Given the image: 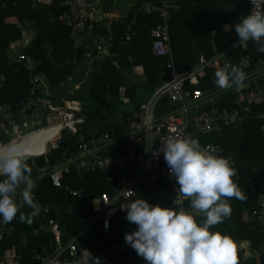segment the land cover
Listing matches in <instances>:
<instances>
[{"label":"trees","instance_id":"trees-1","mask_svg":"<svg viewBox=\"0 0 264 264\" xmlns=\"http://www.w3.org/2000/svg\"><path fill=\"white\" fill-rule=\"evenodd\" d=\"M48 1L53 11V18L50 17L51 19L42 10H32L30 8L31 0H0V4L5 3V7H0V74H4L6 78L0 86V102L11 104L14 110L19 108L21 100L28 97V71L22 66L9 63L5 54L9 43L18 40L21 36L20 28L17 25L18 19L29 18L34 22L37 33L30 45L25 48V53L41 60V65L37 71L46 72L51 89L56 88L63 81H67L68 77L73 75L75 65L79 61V56L76 55L78 53L73 56L70 55L72 49L69 38L70 29L58 20V16L67 10V7L63 5L65 0ZM141 1L144 0H140L138 3ZM107 2L113 5L111 1ZM178 3L181 4V8L172 11L170 31L173 56L180 70L188 68L189 65L185 58L187 54L180 47V34L192 33L195 38L194 43L199 48L198 51L209 56L213 53V49L209 45L211 30L214 28L216 31V47L222 49L239 39L235 31V23L250 12L248 0H178ZM229 6H231V10L225 11V8ZM109 7L107 5L105 9L109 10L111 8ZM136 17L137 20L131 32V41L126 44H122V39L125 36L123 20L113 23L112 31L109 32L98 28L97 23L92 24V28L101 30L105 37L109 38L110 52L118 55H115L113 60L105 59L100 70L93 69L89 81L82 85L81 95H84L83 98L85 99H93L95 105L92 106L91 112L78 113L84 118V123L79 125L78 133L91 134L94 132L91 127H98L96 123H101L105 114H111L106 110L117 101L119 87L125 85V75L121 74L122 71L117 66L126 67L123 70L131 71V67L141 65L148 78L145 86V90L148 92H153L157 85L162 84L167 79L164 71L168 58L155 56L151 51L150 28L160 21L158 14L138 13ZM231 17L235 20L231 22L230 32L226 33L221 30L220 26L222 23L228 22ZM45 43L50 44L52 49L50 53L43 48ZM79 48V51H82L83 47ZM257 48V43L248 41L245 48L237 47L228 54L229 59L239 61V59H244L245 55H249L252 60L264 58V53L258 52ZM128 57L132 59L129 60ZM73 60L75 63L72 62ZM56 64H60V67L56 68ZM216 70H207L206 77L202 79L197 89L210 90L216 87L214 84ZM139 72L141 73V71ZM127 90L129 88L126 89V93H129ZM107 94L112 99L106 100ZM228 98L227 94H223L222 100L218 102H225ZM228 104L227 106L231 105L230 101ZM173 109L174 106L170 104L167 97H164L157 107L160 113H168ZM255 110L258 108L254 107L253 111L255 112ZM254 112L250 120L242 127L226 129L222 137L211 135L202 138L203 143L221 144L224 154L233 153L235 157L237 169L235 179L245 199L231 198L229 200L232 209L231 216L225 219L223 223L216 225L215 228L230 234L237 243H246L245 245L248 246L251 255L245 256L243 246L239 245V264H264V221L253 214V211L262 208L261 200L264 197V133L261 131L262 121L254 116ZM127 115L131 117L133 114L127 113L124 116ZM30 130L22 129L21 135ZM64 136L68 138V136ZM67 147H70V144ZM64 148L63 145H60L58 149L52 150V153L47 155L51 163ZM37 161L40 165L44 164L43 157L37 158ZM28 163L31 167L30 159ZM33 175L34 171L32 170ZM62 182L80 190L82 197H73L63 189L54 187L47 177L38 181L34 190L35 199L47 211H43L35 217L37 219L33 218L32 223L21 222L18 218H14L10 224L2 225L0 256L5 250L13 249L19 256V264H36V261L31 258L33 250L41 252L44 249L51 251L53 248L50 243L52 242V234L47 228L48 220L55 219L58 221L63 240L68 239L82 227L83 218L94 211L92 203L94 197L103 191H110L111 187L106 176L97 172L87 173L82 178L75 174L63 175ZM248 183L251 184L252 189L248 188ZM150 187H155L154 190L157 187L162 188L163 195H166L169 190L171 191L169 186L155 185ZM158 191L161 192V190ZM145 192L139 191L136 196L139 195L154 204L152 200H156V197L153 196V193L150 195ZM151 196L154 198L151 199ZM187 205L188 201L185 202V207ZM75 207H79L81 210L70 211ZM23 211L27 213L30 209L25 207ZM40 225H43L42 229L35 233ZM136 227L135 224L126 219V211L121 210L119 206L109 232L105 233L98 222L84 237L78 240L77 247L83 255L82 264H91L88 251L92 255L101 254V264L127 263L129 261L128 249L132 247L126 243L124 237L126 233L134 231ZM255 252L259 253L258 258H255Z\"/></svg>","mask_w":264,"mask_h":264},{"label":"built area","instance_id":"built-area-1","mask_svg":"<svg viewBox=\"0 0 264 264\" xmlns=\"http://www.w3.org/2000/svg\"><path fill=\"white\" fill-rule=\"evenodd\" d=\"M106 1L110 0H65L63 5L67 10L58 16V20L70 29L72 36L83 41L92 29V24L114 17L115 14L110 9H105ZM248 5L250 11L264 10V0H248ZM0 7H5V3H1ZM180 8L178 0H144L132 6L130 17H122L126 31L122 42H128L138 13L158 14L160 22L150 31L151 50L155 56L166 57L168 61L164 71L167 79L126 120L119 133H78L79 125L84 123V118L78 115L81 112L80 104L65 99L61 103L54 101L46 75L37 71L36 63L24 50L16 53L12 63L21 65L28 71V97L20 101L17 110L9 103L0 102V133L14 137L46 128H57V138L42 154L45 155L44 164H33L38 175L34 178L36 184L40 178L47 177L54 187L78 198L82 197V192L63 184V175L75 174L82 178L87 173L97 172L105 175L107 182L111 184L110 191H103L94 197V211L84 217L82 227L68 239L63 240L58 221L48 220L47 228L52 234L50 243L53 248L51 251L33 250L31 258L36 264H82L83 255L77 247L78 240L98 222L105 233L109 232L120 204L125 201L124 197L117 199L120 194L131 199L142 188L163 185L171 188L173 199L179 197V186H176L164 159L163 151L169 137L197 139L208 151L231 158L235 166L233 153L226 155L221 144L203 143L202 138L211 135L222 137L226 129L242 127L252 117L254 107L258 108L254 116L262 121L261 131L264 133V58L252 60L249 55H245L244 58L249 62L244 69L247 86L241 90H220L217 87L210 90L197 89L206 77L207 70L239 65L241 60L229 59L228 54L237 47L245 48L247 43L235 47L237 40L225 50L214 47L213 54H199L193 65L180 70L174 61L169 29L172 11ZM109 55L110 40L105 36L97 42L95 54H84L90 60H99ZM5 80V75L0 74V86ZM223 94L228 95V100L218 102L222 100ZM164 97L174 106L168 113L157 110ZM229 101L231 105L227 106ZM28 117L30 122H26ZM24 121L28 125L21 128ZM22 129L31 130L21 135ZM62 133L68 138L62 136ZM68 144L70 147H67ZM60 145L65 148L51 163L47 155ZM247 186L252 189L250 183ZM261 207L260 210L253 211V214L264 221V197ZM42 227L40 225L35 233ZM2 230L3 227L0 226V234ZM128 253L129 261L124 264H147L132 248L128 249ZM93 256L102 258L100 254ZM18 259L19 256L13 249H7L0 256V264H19Z\"/></svg>","mask_w":264,"mask_h":264},{"label":"clouds","instance_id":"clouds-1","mask_svg":"<svg viewBox=\"0 0 264 264\" xmlns=\"http://www.w3.org/2000/svg\"><path fill=\"white\" fill-rule=\"evenodd\" d=\"M235 31L239 38L235 47L253 41L258 44L257 51L264 53V10L242 16L235 23ZM248 63L244 58L239 65L218 67L214 73L216 87L245 88ZM163 153L179 186V197L174 198L173 206H162L139 195L129 199L120 194L118 200L125 198L120 209L137 226L125 234L126 243L147 264H239L237 241L215 228L231 216V198L245 199L232 159L208 151L197 139L182 137H169ZM32 155L19 144H10L0 154V226L14 218L32 223L47 211L35 199L36 182L28 163ZM25 207L30 211L25 213ZM88 256L91 264H101L100 257L89 251Z\"/></svg>","mask_w":264,"mask_h":264},{"label":"crops","instance_id":"crops-1","mask_svg":"<svg viewBox=\"0 0 264 264\" xmlns=\"http://www.w3.org/2000/svg\"><path fill=\"white\" fill-rule=\"evenodd\" d=\"M114 1L115 2L113 5L107 1L104 3L105 7L107 5H109L111 7V8L110 7L109 8L112 11V13L115 14L114 17L112 19H105L104 21H102V23H97L98 28L100 27L107 32L112 31V24L113 23L120 22L122 20V17L129 15L132 6L137 4L138 1H140V0H117V1L114 0ZM30 8L32 10H42L47 14L48 18H50V17L53 18V11L51 8V4L48 0H41V1L31 0ZM226 10L227 11L231 10V6L226 7L225 11ZM14 17L17 18L16 16H14ZM14 17H12V18L15 19ZM115 17H118V18L115 20ZM136 20H137V18H136ZM234 20H235V18L231 17L228 22L222 23L220 26L221 30L226 32V33L230 32V29L232 26L231 22ZM17 25L20 28L21 36L18 40L11 41L9 43L8 48L5 51L6 58H7V61L9 63H12V61L15 58L16 53L18 51L24 50V53H25V48L30 45V43L32 42V40L34 39V37L37 33V29L35 28L34 22L32 19H29V18L18 19ZM156 25H154V26H156ZM154 26H152V27H154ZM151 28H150V31H151ZM169 29H170V24H169ZM124 32H126V31L124 30ZM215 35H216V31L213 28L211 30V33H210V42H209V45L213 49V53H214V47L216 49H218L216 47L217 46V39H216ZM104 36H105V34H103L101 32V30H95L94 28H92L86 34L85 38L82 41V40H79L78 37L72 36L70 31H69V38H70L71 43H72V49L70 51V55L73 56L76 53H78L76 55H77V57L79 56L78 57L79 61H77V64L75 65L73 75L69 76L68 78H70V79H68L67 81H63L62 84H60L59 86H57L54 89H51L48 76L44 71H42L47 77V82L49 84L50 90H52V93H53L52 96H54V101L59 102V103H61L62 99L69 100V101L70 100L75 101V102L80 104L81 112H85V111L91 112V108H92V106L95 105V103L93 102V99L83 98L84 95H81L82 88H83L82 85L86 84L89 81V76H90V73L93 71V69L94 70L96 69L97 71H99L101 68V64L104 62L105 59L113 60V57L115 55H118L117 53H114V52L112 53V51H111L109 56H106V57L99 59V60H96V59L90 60L84 56V54L86 52H91L92 54H95L97 41L100 38H103ZM179 36H180L179 42L181 43L180 47H182L183 51H185V53L187 54V56L185 58H186L187 64H189L188 67H190L196 61L195 57L198 54H202V53L200 51H198L199 48L194 43L195 38H194L192 33L184 32L183 34H180ZM170 38H171V31H170ZM123 40L124 39H122V41ZM237 40H235L234 42H236ZM130 41H131V39H130ZM130 41L122 42V44L129 43ZM171 45H172V43H171ZM230 45H228V46H230ZM16 46H18V48L15 49ZM228 46H225L222 49H218V50H225ZM79 47H83L82 51H79V49H80ZM43 48H45L49 53L52 50L49 43L43 44ZM172 50H173V47H172ZM194 53L196 54L195 57H191V55H193ZM28 56H30L33 59V61L36 63L37 68L41 65L40 59H38L34 56H31V55H28ZM128 59L130 60L132 58L128 57ZM75 60H73L72 62L75 63ZM174 61H175V59H174ZM16 66H21V65H16ZM55 67L59 68L60 64H56ZM81 68H82V72H81ZM117 68L122 71L126 67L117 66ZM131 68L132 69H131V71H129V73L123 74V75H125V85L119 87L117 101L114 103V105H112V107H109L106 110L107 112H111V114H109V115L105 114L104 118L101 120V123H96L98 125V127H91L95 133H101V132L119 133L122 130L120 127H122V125L126 124L127 119L131 118L129 115H127V116H124V115L127 113L131 114V115L134 114L136 111L139 110V108L141 107L142 104H144L145 102H147L149 100L150 96L152 95L153 92H148L145 90V86L147 84L148 78H147L146 73L143 70V67L141 65H136V66L131 67ZM136 69H139V70H136ZM139 71H141L142 74ZM82 73L84 76L82 75ZM160 85H157V87H159ZM127 88H129V90H127V91H129V93H126ZM65 91H67V93H65ZM141 93L144 95V97L141 96ZM106 96H107L106 100L112 99L109 94H107ZM125 100L134 104V111L130 112L126 109H122V110L118 111V107H119L118 105L120 104L121 101H125ZM4 137H6V134L1 132L0 133V144H8L13 138V137H9L7 139H4ZM56 137H57V135H56ZM6 141H7V143H6ZM51 141L52 140H50V142ZM50 142H48L47 148L49 147ZM39 157H43L45 160V155H39V156H34V157L29 158L31 161V168L33 171H34L33 164L34 163L39 164L37 161V158H39ZM37 176H38L37 173L34 171L33 178H36ZM43 178H46V177H43ZM43 178H40L38 181L42 180ZM36 187H37V184H36ZM160 189H161V192L158 190H155L153 192L154 197L157 198V197H159L160 194L163 195V193H164L162 191L163 189L162 188H160ZM145 193L151 195V193H149V192H145ZM80 210H81V208H79V207H75V209L74 208L70 209V211H73V212H77ZM237 244H238V246L239 245L243 246L244 251H245V256L248 257L251 255V253H249L248 246L245 245L246 243L245 244L244 243L243 244L237 243ZM254 256H255V258H258L259 253L255 252Z\"/></svg>","mask_w":264,"mask_h":264},{"label":"water","instance_id":"water-1","mask_svg":"<svg viewBox=\"0 0 264 264\" xmlns=\"http://www.w3.org/2000/svg\"><path fill=\"white\" fill-rule=\"evenodd\" d=\"M56 134L57 128H46L25 134L16 143L10 142L8 144L2 145V147L0 148V154L6 152L10 144H19L22 150H27L34 154L31 157L42 155L46 152L47 144L51 140L50 136H54Z\"/></svg>","mask_w":264,"mask_h":264},{"label":"rangeland","instance_id":"rangeland-1","mask_svg":"<svg viewBox=\"0 0 264 264\" xmlns=\"http://www.w3.org/2000/svg\"><path fill=\"white\" fill-rule=\"evenodd\" d=\"M113 4H114V0H110ZM117 1V0H116ZM116 5V4H115ZM26 43V42H25ZM16 48H18V46L16 47ZM195 53L193 54V55H191V57H195ZM42 72V71H41ZM81 72H82V68H81ZM46 73V72H45ZM127 73H129V70L127 69V70H122V72H121V74H127ZM82 75H83V73H82ZM84 76V75H83ZM87 77V76H86ZM46 79H47V77H46ZM49 79V78H48ZM85 79V78H84ZM65 93H67V91H65ZM50 94H52V90H51V92H50ZM141 96H143L144 97V95L141 93ZM119 107H118V111L119 110H122V109H126V110H128V111H130V112H132V111H134V104L133 103H130V102H128L127 100H125V101H121L120 102V104L118 105ZM85 112H87V111H85ZM30 117H28L27 118V120H26V122H30ZM24 123V124H23ZM22 124V126L23 127H21V128H24V127H27V123H25V121L23 122ZM20 133V132H19ZM18 133V134H19ZM18 134H15V135H18ZM64 135V133H62V136ZM9 137H11L10 136V134H7L6 135V137H4V139H7V138H9ZM16 136H14L13 138H15ZM13 138H12V140H13ZM57 138V137H56ZM3 140V139H2ZM11 140V141H12ZM10 143V142H9ZM2 145H4V144H0V146H2ZM154 188L155 187H145V188H142L140 191H147V192H149V193H153L152 191L154 190ZM156 190H161L160 188H156ZM155 191V190H154ZM164 194V193H163ZM153 197L151 196V199H152ZM172 200V201H171ZM173 195H172V193H171V191L169 190V192L168 193H166V195H159V197H157L156 198V200L154 199V200H152V202L154 203V204H161L162 206H170L171 204V206H173ZM34 219H37V218H34Z\"/></svg>","mask_w":264,"mask_h":264},{"label":"bare ground","instance_id":"bare-ground-1","mask_svg":"<svg viewBox=\"0 0 264 264\" xmlns=\"http://www.w3.org/2000/svg\"><path fill=\"white\" fill-rule=\"evenodd\" d=\"M70 105H72V104H70ZM23 136H16L15 138H13V140L12 141H10L11 143H16V142H18L21 138H22ZM55 137H56V135H54V136H50V139L52 140L50 143H53V141L55 140ZM2 146H0V148H1Z\"/></svg>","mask_w":264,"mask_h":264}]
</instances>
